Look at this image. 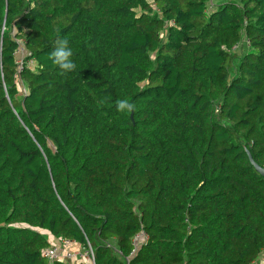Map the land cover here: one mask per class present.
I'll return each mask as SVG.
<instances>
[{
    "label": "trees",
    "instance_id": "obj_1",
    "mask_svg": "<svg viewBox=\"0 0 264 264\" xmlns=\"http://www.w3.org/2000/svg\"><path fill=\"white\" fill-rule=\"evenodd\" d=\"M209 2L0 0V264L257 261L264 0Z\"/></svg>",
    "mask_w": 264,
    "mask_h": 264
},
{
    "label": "clouds",
    "instance_id": "obj_2",
    "mask_svg": "<svg viewBox=\"0 0 264 264\" xmlns=\"http://www.w3.org/2000/svg\"><path fill=\"white\" fill-rule=\"evenodd\" d=\"M73 53L66 39L58 40L53 51L49 54V58L56 65L61 73H68L76 70V64L71 59ZM117 110L119 112H132L135 110V105L128 100H120L117 102Z\"/></svg>",
    "mask_w": 264,
    "mask_h": 264
},
{
    "label": "built area",
    "instance_id": "obj_3",
    "mask_svg": "<svg viewBox=\"0 0 264 264\" xmlns=\"http://www.w3.org/2000/svg\"><path fill=\"white\" fill-rule=\"evenodd\" d=\"M22 60H19L21 67ZM92 255L89 250L81 252L79 248L76 249L74 243L69 240L60 239L59 243H52L49 247L43 250V255L49 259L64 258L71 261L72 259L82 258L83 255Z\"/></svg>",
    "mask_w": 264,
    "mask_h": 264
},
{
    "label": "rangeland",
    "instance_id": "obj_4",
    "mask_svg": "<svg viewBox=\"0 0 264 264\" xmlns=\"http://www.w3.org/2000/svg\"><path fill=\"white\" fill-rule=\"evenodd\" d=\"M222 2V0H210L209 2V6H216L217 4H220ZM244 47V44H239V46L237 47L236 49V52H239L242 48ZM18 84H19V91H20V95H18V98L20 99L21 98V94L23 93V90H24V83L21 82L20 80L18 81ZM53 243L57 242L59 243V240H52ZM78 247H76L77 249ZM80 249V248H79ZM86 260H89L87 255H83L82 258H77V259H72L69 263L71 264H74L76 262H79V261H86ZM264 263V251H262L261 255L258 257L257 261L253 264H263Z\"/></svg>",
    "mask_w": 264,
    "mask_h": 264
},
{
    "label": "water",
    "instance_id": "obj_5",
    "mask_svg": "<svg viewBox=\"0 0 264 264\" xmlns=\"http://www.w3.org/2000/svg\"><path fill=\"white\" fill-rule=\"evenodd\" d=\"M249 159L251 164L253 165V167L255 168V170L261 174L264 177V168L262 166H260L259 164H257L251 157V155L248 153Z\"/></svg>",
    "mask_w": 264,
    "mask_h": 264
}]
</instances>
